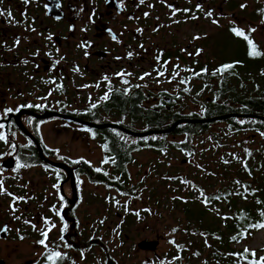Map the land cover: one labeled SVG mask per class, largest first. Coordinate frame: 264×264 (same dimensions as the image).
<instances>
[{
	"label": "flooded vegetation",
	"instance_id": "1",
	"mask_svg": "<svg viewBox=\"0 0 264 264\" xmlns=\"http://www.w3.org/2000/svg\"><path fill=\"white\" fill-rule=\"evenodd\" d=\"M0 11V229L8 228L0 232V264H51L52 251L66 254L56 264H167L170 248L158 254L159 236L133 233L147 210L126 212L113 196L110 215L95 217L99 193L133 199L108 184L125 174L126 189L142 190L129 174L134 155L157 154L144 144L167 137L125 131L146 132L142 107L186 115L190 82L228 78L212 57L222 38L243 31L264 55V0H0ZM170 83L183 88L169 94ZM123 146L133 150L125 167ZM45 219L56 225L47 249L36 243L50 227ZM154 241L155 249L143 247Z\"/></svg>",
	"mask_w": 264,
	"mask_h": 264
},
{
	"label": "trees",
	"instance_id": "2",
	"mask_svg": "<svg viewBox=\"0 0 264 264\" xmlns=\"http://www.w3.org/2000/svg\"><path fill=\"white\" fill-rule=\"evenodd\" d=\"M226 73L235 76L231 72ZM199 81L209 84V80ZM237 81L239 79L234 82L222 79L217 82L215 90L206 89L211 101H200L206 114L203 119L194 112L183 115L141 108L143 131L146 132L166 130L173 125L175 118L211 120L226 116L215 122L182 124L170 134L155 136L162 139L182 137L179 142L158 140L157 146L144 144L146 148L153 147L159 155L172 149L193 161L200 156L201 165H196L194 173L163 177L158 173L157 185L160 187L143 190L126 189L130 185L127 174L108 181L109 185H119L120 195L141 199L140 194H146L148 208L152 211L151 205L155 203L159 215L161 211L172 216L179 212L181 217L167 225L174 236L173 246L166 255L167 264H249V261L264 257L263 250L254 249L250 250L256 252L255 257L237 255L248 248H240V245L264 230L252 227L264 223V79H254V86L242 87V90L235 87ZM200 90L201 86L196 89L190 85L187 93L194 94ZM194 95L200 96L199 93ZM215 123H223L225 128L211 129ZM199 138L204 145L205 141L215 144L210 149L214 153L211 155L213 158L218 156L216 160L206 157L208 149L203 144H196ZM199 145L203 148L198 149ZM144 146L141 149H145ZM132 152L128 146L120 150L124 167L130 163ZM98 181L100 177L95 176L94 182ZM142 184L137 187H143ZM205 197H208L207 203ZM145 214L148 215L147 211Z\"/></svg>",
	"mask_w": 264,
	"mask_h": 264
},
{
	"label": "rangeland",
	"instance_id": "3",
	"mask_svg": "<svg viewBox=\"0 0 264 264\" xmlns=\"http://www.w3.org/2000/svg\"><path fill=\"white\" fill-rule=\"evenodd\" d=\"M222 46L217 48H213L212 57L214 58V55L221 61L220 66L221 68L224 65L232 64L234 65L231 70H234L236 72L235 76H229L226 78V81L230 80L232 82L235 81V79H239V81L235 82V87L239 90H242V87H251L254 86V79H264V55L261 54L258 49L256 48L257 52L260 53V55L252 56L250 55L251 47L248 43H246L244 38H241L238 36L237 38L230 39L229 36H225L221 40ZM208 53V52H207ZM208 64V63H207ZM231 70L227 69L226 71H223L221 73L226 72H232ZM244 71L247 73L245 74ZM241 76L239 78L237 76ZM219 80H209V84L204 81H192L190 82V85H193L198 88V86L202 87V90L199 92H195L194 94H200L199 97H196L194 94L187 93L185 97L188 98V106L185 107L184 113L188 114L189 112L198 113L199 119L205 118L206 114L200 110V102H195V104H191L190 100L193 98L194 100H198L200 98L201 102H210V93L206 91V89L215 90L217 88V82ZM171 85H174L175 88H171L169 90V94H176L177 89L183 88V86H176L173 83H170ZM258 84V83H257ZM260 84V82H259ZM258 84V85H259ZM260 86V85H259ZM223 129L225 128V125L223 123H215L211 125V129ZM141 129H144L143 126H141ZM247 136L250 135V133L246 134ZM244 134V137L246 136ZM81 136V135H79ZM182 137L179 136H167L165 139L166 142H173L172 140H178L180 141ZM206 145H204L202 139H196V144H203L205 148H207V156L206 157H212L211 155H214V153H211L212 147L215 146L214 143L210 141H205ZM170 148V147H169ZM203 146L199 145L198 149H202ZM171 149V148H170ZM172 150V149H171ZM167 150V152L163 155L154 154L150 151H142L139 154L134 155V164L131 166L129 174L130 178L133 180L132 182L134 184L138 185L142 184L143 189L149 188L152 189L153 187H160L158 186L159 178L157 176L158 173H161L163 176H169V175H176V174H186V173H194L193 171L196 169V165H201V160L198 159L195 161L186 158L184 155H181L179 153L173 152L174 150ZM76 152H86L84 148L77 149ZM213 158V157H212ZM218 156L214 157L213 159H217ZM185 160L184 163H182V160ZM137 185V186H138ZM169 185V184H168ZM217 187V185L215 186ZM148 189V190H149ZM92 194H97L96 191L93 189ZM102 196L99 195L101 198V201L98 202L94 207V216L100 217L101 214H108V199L115 196V199H119L118 202L124 204V209L126 212L131 213L132 211H140L142 209H146L148 213L147 220L143 224L135 223V225L132 226L134 230L133 233L139 234L140 236H151V238H154L155 236H159L160 238V245L158 249V254H162L166 252L169 248L171 249L173 246L172 239L174 236L168 231L167 225L171 222H174L177 217H181L179 212H176L175 216H172L166 212L161 211V215L157 213L158 206L154 203L151 205L152 211L148 208V205L146 203L147 201V195L142 193L140 194L141 199H131L128 197H117V194L112 193H99ZM109 199V201H110ZM102 200L104 202H102ZM146 200V201H145ZM148 202V201H147ZM107 204V206H106ZM170 204V202H168ZM123 209V208H122ZM116 211L115 209H112L113 215ZM0 212L6 214L5 207L0 208ZM98 212V214L96 213ZM153 212V214H151ZM120 213L122 214L123 211L121 210ZM168 240V241H167ZM171 243V244H170ZM242 247H248L249 249L254 250H263L264 252V230H261L257 233H255L252 237V239H249L246 243L240 245V248ZM135 259H139V257H135ZM124 264H131V262L128 260L127 262H124Z\"/></svg>",
	"mask_w": 264,
	"mask_h": 264
},
{
	"label": "snow or ice",
	"instance_id": "4",
	"mask_svg": "<svg viewBox=\"0 0 264 264\" xmlns=\"http://www.w3.org/2000/svg\"><path fill=\"white\" fill-rule=\"evenodd\" d=\"M24 2L25 3H28L29 2V0H24ZM140 3H144V0H140ZM47 7V6H46ZM55 7H59V4H56L55 5ZM198 8L200 7L199 5L197 6ZM241 7H244V5H241ZM184 11H188L187 9H185ZM0 15H4V12L3 11H0ZM7 15L9 16V17H11V12H8L7 13ZM145 15H147V13L145 14ZM208 15L209 16H211V12H209L208 13ZM57 19H59V17H57ZM214 23H215V21H214ZM233 31L235 32V34L237 35V36H244V38L248 41V44L250 45V47H251V51H250V55H252V56H256V55H260V53L259 52H257V50H256V45L253 43V41L251 40V39H249L248 38V36H246L245 35V33L243 32V31H240V30H238V29H233ZM252 31H255V29H252ZM114 39H115V37H113ZM194 39H199V37H194ZM17 43H19V40H17L16 41ZM83 46V45H82ZM141 47H143L142 45H141ZM87 54V53H86ZM198 54V53H197ZM132 55V53H129V57ZM158 60H159V57L157 58ZM25 63H27V61H25ZM165 63H167V62H165ZM234 65H232V64H228V65H224L221 69H218L217 71H219V72H223V71H226L227 69H230V68H232ZM78 70V69H77ZM189 71H191L190 69H189ZM204 71H206V69L204 70ZM216 73H213V75H215ZM117 75H119V76H124V75H131L130 73H123V72H121V73H117ZM147 75H150V73H145V76H147ZM158 75H160V76H163L164 75V72H159L158 73ZM177 75H178V73H177ZM195 75H201V73H196ZM105 79H107V77H105ZM140 79H144V77L142 76V77H140ZM182 83H183V81H181ZM124 83L125 84H127L128 83V81L127 80H124ZM105 99H107V96H105L104 97ZM21 107H32V105H25V106H21ZM93 107H95V105H93ZM19 109H16V111H18ZM7 112H12L13 111V109H7L6 110ZM3 127V125L2 124H0V128H2ZM0 140H6V137L4 136V135H2V134H0ZM13 148H15V145H13ZM18 167H25V165H23V164H18ZM96 171H100V169H96ZM106 174V173H105ZM54 187H59V185H54ZM0 191H3V184H2V182H0ZM10 195V194H9ZM201 195H204L203 193H201ZM219 197H216V199H218ZM16 199H23L22 197H20V198H16ZM60 199L61 200H63L64 199V197L63 196H61L60 197ZM208 202V197H205V203H207ZM14 210V209H13ZM60 213L59 212H57V215H59ZM137 215H139V213H137ZM262 215H264V213H262ZM61 219H63V217L61 216ZM26 223H28V221H25ZM46 224H50V227L47 229V230H45V231H41V236H42V239H40V240H38L36 243L37 244H39V245H41V246H43L44 248H48V243H47V241H48V237H49V232L52 230V228H55L56 227V225L55 224H51L50 223V221H48L47 219H45V221H44ZM252 227H256V228H264V223H261V224H257V225H252ZM33 228L35 229L36 228V226L35 225H33ZM67 230V224H64V226H63V228L61 229V231H62V233L64 232V231H66ZM8 231V228H7V226H5L3 229H0V232H7ZM173 231H176V229H173ZM21 239H24V237L23 236H21L20 237ZM64 239V237H63V235H61V240H63ZM233 239H236V237H233ZM66 247H71V245H68V244H66L65 245ZM237 255H242V256H246V255H251L252 257H255L256 256V252L255 251H253V250H250V249H248V248H245L244 249V252L243 253H240V254H237ZM65 256H66V254H63V253H61V252H59V251H52V252H50L49 254H47V256H46V259L48 260V261H50L51 262V264H56V261H58V260H63L64 258H65ZM249 264H264V257H260L258 260H253V261H249Z\"/></svg>",
	"mask_w": 264,
	"mask_h": 264
},
{
	"label": "water",
	"instance_id": "5",
	"mask_svg": "<svg viewBox=\"0 0 264 264\" xmlns=\"http://www.w3.org/2000/svg\"><path fill=\"white\" fill-rule=\"evenodd\" d=\"M226 116L224 117H218V118H214V119H211V120H181V121H178L176 122L174 125H172L170 128L166 129V130H163V131H149V132H143V133H136V134H132L130 132H127L125 131L126 134L128 135H132V136H137V137H146V136H150V135H164V134H170L172 133V131L175 129V127L178 125V124H203V123H209V122H215V121H218V120H223L225 119ZM264 121V119H262ZM151 244V249H155L156 245H157V242H150V243H147V242H144L143 247H147V245Z\"/></svg>",
	"mask_w": 264,
	"mask_h": 264
}]
</instances>
